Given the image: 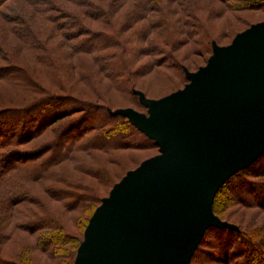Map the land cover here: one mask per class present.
<instances>
[{
	"label": "trees",
	"instance_id": "1",
	"mask_svg": "<svg viewBox=\"0 0 264 264\" xmlns=\"http://www.w3.org/2000/svg\"><path fill=\"white\" fill-rule=\"evenodd\" d=\"M7 1L0 0V99L8 105L0 109V264H34L39 258L37 254H31L35 250L49 264L50 259L56 263L61 256L63 260L66 257L57 254L63 247L65 232L64 225L57 220L59 211H50V205L62 202L69 212H73L87 202L97 200L96 204L93 203L94 212L105 198L88 197L85 193L80 196L67 194L66 187L71 179L63 175L57 177L59 167L80 160V155L100 156L128 149L132 146L129 142L135 139L145 141L157 150L154 143L126 118L110 115L109 111L115 110L109 107L111 105L103 110L102 106L83 99V96L89 98L84 89H79L80 94L74 91V86L84 81L90 83L89 91L100 90L102 82L107 81V89L112 94L118 92L122 95L130 91L145 112L133 93L135 89L129 90L130 85L124 79L129 74L126 68L129 63L119 61L125 60L129 46L149 41L141 24L147 21L149 15L146 12H151L155 3L154 0H132L130 5L129 0H24L21 7L6 11L10 9ZM218 1L229 5L230 0ZM25 6L29 14L22 11ZM129 6L128 11L121 14L124 21L121 24L118 15ZM160 7L159 12H164ZM139 9L146 10L145 14L134 13ZM170 16L164 12L161 19L156 20L154 28H161L159 35H164V29L172 30ZM193 29H196L195 25ZM185 34L190 40L197 36L192 31ZM168 41L156 42V46L152 45L154 48L148 50L156 49L155 53L160 55L162 52L158 51H162V46L169 47ZM212 42L220 46L216 41ZM209 53L211 55L212 48ZM66 63L70 64L74 74L77 66L82 69L69 83L62 75ZM59 121L63 122L56 132L53 131L55 135L40 143V138ZM107 137L112 139L109 141ZM251 179L258 180L253 182ZM223 198L241 208L264 211V154L231 177L217 192L213 212L221 221L224 220L218 210L222 208L220 200L224 202ZM234 225L239 231L208 229L191 264H202L200 255L222 264H255L250 254H261L258 264H264V250L260 244L252 242L247 232ZM83 233L79 240L64 235L71 238L75 247L73 253L68 254L67 262L62 260L59 264H73ZM209 235L213 236V242H207ZM235 240L238 241L235 243ZM206 246L211 249L207 250ZM14 249H20V252L13 258Z\"/></svg>",
	"mask_w": 264,
	"mask_h": 264
},
{
	"label": "water",
	"instance_id": "2",
	"mask_svg": "<svg viewBox=\"0 0 264 264\" xmlns=\"http://www.w3.org/2000/svg\"><path fill=\"white\" fill-rule=\"evenodd\" d=\"M205 66L158 100L133 91L144 113L121 116L157 147L103 198L73 264H191L210 228L239 231L213 212L219 189L264 154V22L227 46L211 44Z\"/></svg>",
	"mask_w": 264,
	"mask_h": 264
},
{
	"label": "rangeland",
	"instance_id": "3",
	"mask_svg": "<svg viewBox=\"0 0 264 264\" xmlns=\"http://www.w3.org/2000/svg\"><path fill=\"white\" fill-rule=\"evenodd\" d=\"M7 2L10 9L7 8L6 11L24 5V0H9ZM128 2L130 5L133 1L129 0ZM154 3L155 8L151 12H146L149 15L147 21H144L141 24V28L143 26L142 32H144L143 34H147L149 41L137 43L134 47L129 46V50L123 58L125 60L119 61L120 63H129L128 66L126 65L127 67L125 66L128 68L127 70L129 74L124 78L130 85L129 87L127 86L128 89L134 88L136 91H142L152 100H158L182 89L185 85V80L181 67L184 66L183 68L187 69L189 72H195L200 67L205 66L210 55V44L212 41H216L220 46H227L231 43L235 34L245 30L250 25L264 22V0H230L229 5H223L218 0H154ZM160 5L163 7L164 12L171 15L168 19L171 20V25H173L172 30L169 32L165 29L162 30L164 35H159V33H161V28H154L156 20L159 21L164 13L159 12V10H162ZM129 8L130 6L127 9H122L123 11L118 15V21L121 18V14L124 13L125 10L127 12ZM22 11H28L27 14L30 13L26 6ZM145 11L139 9L134 13H141L144 15ZM128 21L129 18L127 22ZM120 22L121 24L124 22L122 18ZM194 25L196 26V29H193ZM116 27L118 26H115V28ZM151 30L153 32H151ZM188 31L196 32L197 36H194L191 40L190 38L188 39L185 34V32ZM152 39L155 40L151 43ZM161 40L162 43L165 40H169L168 42L170 45L168 48L162 46V51H158L162 52L160 55L155 53L157 51L156 49L148 50V48H154L152 45L156 46V42L161 44ZM86 59L89 61L88 58ZM62 70L64 71V74H62L64 75L63 79H68L69 83L74 81L77 75L81 73L82 69H78L77 66V68H75L76 73L74 74L72 72L73 70H70V64L66 63ZM72 74H74L75 77H73ZM59 79L61 80V77ZM66 81L67 80H65V82ZM108 85L107 81H103L100 90L89 91L91 88L90 83L88 82L86 84V81H84L82 84L79 83L75 85L74 91L77 94H80L79 89H84L91 100L87 96H83V99L102 106L103 110L106 106L108 107V105H111L109 107L115 110L117 108H132L138 112L144 113V110L137 105V98L132 97L130 91L128 93H123L122 95L118 92L112 94L111 91H109L110 89H107ZM58 93L64 94L60 92ZM7 106L8 105L0 99V109H4V107ZM62 122L63 121H59L52 125L51 129L47 130L46 135L40 138V143L49 141L55 135L53 131L56 128H59ZM107 139L110 141L112 138L107 137ZM103 140L105 139H101V141ZM117 140L118 139L115 138V141ZM125 140L126 138L124 139V142ZM129 143L132 144V146L128 149L114 150L100 156H94L92 154L80 155V160H77L71 165L64 163L63 166L59 167V171L56 173L57 177L63 175L64 177L71 179L69 180L70 184L68 183L69 185L66 187L69 190L67 194L80 196L85 193L88 197L93 196V198L97 199L107 197L112 186L118 183L128 170L136 169V167L143 161L158 154V151L150 145H147L145 141L140 142L135 139ZM251 180L254 182L258 179ZM250 198L251 199L249 200L253 202V197ZM223 199L224 202L220 200L222 208L218 210L221 214V218L224 220L223 222L229 221L227 223L232 225L235 223L239 225L248 233V236L252 238V242H258L260 247L264 250V211L257 208H241L237 205L228 203L225 198ZM96 202L97 200H92L90 203L87 202L81 207V209H76V211L73 212H69L67 206L61 202L60 204L50 205V211L58 210L60 218H57V220L64 225L63 228L65 234H69L74 239L79 240L81 239L82 231H84L86 227L85 224H88ZM64 235H62L63 247H61L57 254H65L66 257L63 260L61 256L56 263L53 259H50V264H59L62 260L67 262L66 258L68 254L70 251L73 253L75 243L74 246H72L73 243L71 244V238ZM213 241V236L209 235L207 237V242L210 243ZM237 241L235 240L234 242L236 243ZM205 248L207 250L211 249L210 246H206ZM256 249H258V246ZM13 252L14 253L10 255L14 258V254L20 252V249H14ZM31 254H37L39 257L35 259L34 264L48 263L43 256L39 255L41 253H38L36 250ZM250 255L253 257L255 264H258V259H262L261 254ZM200 257L202 259V264H222L209 260V258L204 255H200ZM70 262L71 259H69L68 263ZM229 262H231V258L229 259Z\"/></svg>",
	"mask_w": 264,
	"mask_h": 264
}]
</instances>
